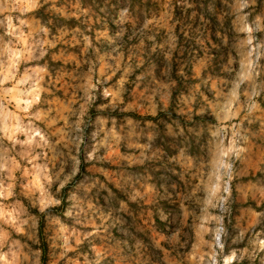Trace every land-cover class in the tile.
Here are the masks:
<instances>
[{
	"label": "rangeland",
	"instance_id": "374dc122",
	"mask_svg": "<svg viewBox=\"0 0 264 264\" xmlns=\"http://www.w3.org/2000/svg\"><path fill=\"white\" fill-rule=\"evenodd\" d=\"M0 264H264V0H0Z\"/></svg>",
	"mask_w": 264,
	"mask_h": 264
},
{
	"label": "trees",
	"instance_id": "16d2710c",
	"mask_svg": "<svg viewBox=\"0 0 264 264\" xmlns=\"http://www.w3.org/2000/svg\"><path fill=\"white\" fill-rule=\"evenodd\" d=\"M80 1L84 7H86L88 5H93V3H94V0H80ZM198 117L199 116H197V118ZM41 249H42L43 259L46 260L47 259V252H48V244L45 240H43V242L41 243Z\"/></svg>",
	"mask_w": 264,
	"mask_h": 264
},
{
	"label": "crops",
	"instance_id": "0c3cea01",
	"mask_svg": "<svg viewBox=\"0 0 264 264\" xmlns=\"http://www.w3.org/2000/svg\"><path fill=\"white\" fill-rule=\"evenodd\" d=\"M12 55V56H11ZM9 59H11V61L13 62L15 60V57L13 54H9Z\"/></svg>",
	"mask_w": 264,
	"mask_h": 264
}]
</instances>
